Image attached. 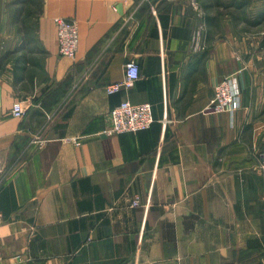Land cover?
Listing matches in <instances>:
<instances>
[{"label": "crops", "instance_id": "1", "mask_svg": "<svg viewBox=\"0 0 264 264\" xmlns=\"http://www.w3.org/2000/svg\"><path fill=\"white\" fill-rule=\"evenodd\" d=\"M11 1L0 0V60L19 48L0 72V262L264 264L257 42L216 25L200 0H43L35 37L47 53L29 55L42 66L30 80L16 59L35 44L21 46ZM57 17L79 24L75 59L59 53ZM130 59L140 79L110 93ZM231 75L234 124L209 110ZM123 100L151 103L152 126L107 134Z\"/></svg>", "mask_w": 264, "mask_h": 264}, {"label": "built area", "instance_id": "2", "mask_svg": "<svg viewBox=\"0 0 264 264\" xmlns=\"http://www.w3.org/2000/svg\"><path fill=\"white\" fill-rule=\"evenodd\" d=\"M57 40L59 53L63 56L75 59L80 44V29L77 20L57 17ZM141 77V66L136 59H130L125 64V76L122 81L108 86L110 93L122 89H130ZM214 97L209 110L216 113H229L232 123L236 112L241 107V94L238 87V78L235 75L225 77L214 88ZM12 115L22 118L26 114V108L21 100L14 102ZM110 125L106 129L107 134H120L125 132H138L148 129L155 121L153 106L149 102L134 103L123 100L110 113ZM79 143L78 139H74ZM260 168L264 172V152L260 157ZM136 199L134 205H140ZM0 264H2L0 262Z\"/></svg>", "mask_w": 264, "mask_h": 264}, {"label": "rangeland", "instance_id": "3", "mask_svg": "<svg viewBox=\"0 0 264 264\" xmlns=\"http://www.w3.org/2000/svg\"><path fill=\"white\" fill-rule=\"evenodd\" d=\"M241 2H246V6H239ZM199 6L207 14L214 15L216 25H220L221 20L223 25L227 21L229 29L238 32L240 38L244 37L250 43L257 42L258 47L254 45V50L247 53L264 61V6L251 0H200ZM263 152H259V157Z\"/></svg>", "mask_w": 264, "mask_h": 264}, {"label": "trees", "instance_id": "4", "mask_svg": "<svg viewBox=\"0 0 264 264\" xmlns=\"http://www.w3.org/2000/svg\"><path fill=\"white\" fill-rule=\"evenodd\" d=\"M239 6L245 7L246 2L239 3ZM9 9L11 12L12 24L17 28V32L20 34L21 37V46L23 44L26 46L35 44L34 46H31L29 48L24 47V50H27L25 51V53H22V55L16 59V69L20 70L22 73L24 72L26 64L30 62L33 68L29 72L28 76L30 80H32L36 69H39L42 66L38 58L36 59L29 55L34 54L44 56L47 53L45 49L39 46L38 40L35 37V29L37 27L35 19L42 13L43 0H12L9 3ZM210 19L211 18L208 17V20ZM21 46L20 51H23V48H21ZM18 51L19 48L12 52L9 51L4 54V56L0 60V72L4 69L8 58L17 55Z\"/></svg>", "mask_w": 264, "mask_h": 264}]
</instances>
